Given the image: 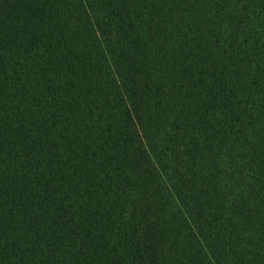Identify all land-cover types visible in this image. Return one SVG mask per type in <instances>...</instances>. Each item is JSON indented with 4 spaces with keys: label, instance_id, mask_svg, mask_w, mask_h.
<instances>
[{
    "label": "trees",
    "instance_id": "trees-1",
    "mask_svg": "<svg viewBox=\"0 0 264 264\" xmlns=\"http://www.w3.org/2000/svg\"><path fill=\"white\" fill-rule=\"evenodd\" d=\"M0 264H264V0H0Z\"/></svg>",
    "mask_w": 264,
    "mask_h": 264
}]
</instances>
